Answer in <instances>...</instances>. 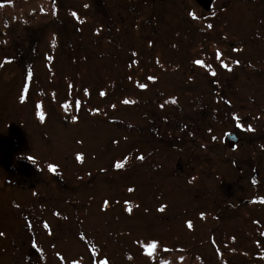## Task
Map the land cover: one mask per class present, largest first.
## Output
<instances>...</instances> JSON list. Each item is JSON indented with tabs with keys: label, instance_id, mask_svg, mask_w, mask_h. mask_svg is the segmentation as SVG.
I'll use <instances>...</instances> for the list:
<instances>
[{
	"label": "rangeland",
	"instance_id": "rangeland-1",
	"mask_svg": "<svg viewBox=\"0 0 264 264\" xmlns=\"http://www.w3.org/2000/svg\"><path fill=\"white\" fill-rule=\"evenodd\" d=\"M0 233V264H264V0L0 1Z\"/></svg>",
	"mask_w": 264,
	"mask_h": 264
},
{
	"label": "snow or ice",
	"instance_id": "snow-or-ice-1",
	"mask_svg": "<svg viewBox=\"0 0 264 264\" xmlns=\"http://www.w3.org/2000/svg\"><path fill=\"white\" fill-rule=\"evenodd\" d=\"M73 15H76V14L73 13ZM209 27H212V25H209ZM219 56H220V53L218 52V53H217V57L219 58ZM195 63H196V64H202V61L197 60V61H195ZM237 63H238V61H237ZM225 67H227V66L225 65ZM149 79L151 80V79H153V77H149ZM140 87H141V88H144L145 85L141 84ZM101 95L103 96L104 93L101 92ZM21 99H23V97H21ZM124 103L127 104V103H129V101L125 100ZM173 103H175V101H173ZM41 118L43 119V116H41ZM248 130H249V131L252 130L250 126H249V129H248ZM76 158H77V160H82V156H81L80 154H77V157H76ZM140 159H143V157H140ZM122 166H123V165H121V164H119V163L116 164V167H117V168H120V167H122ZM50 169L53 170V171L55 170L54 167H52V166H50ZM130 191H131V189H130ZM105 203H107V202H105ZM161 210H163V209H161ZM201 216H203V213H201ZM188 226H189V227H192L191 222H188ZM0 235H3V233H0ZM155 247H156V242H155V241H153L151 244H147V245H146V248L148 249V254H149V255L152 254V253H151V250L154 249ZM73 264H76V262L74 261ZM100 264H109V262H108V260L105 259V260L100 261Z\"/></svg>",
	"mask_w": 264,
	"mask_h": 264
},
{
	"label": "water",
	"instance_id": "water-1",
	"mask_svg": "<svg viewBox=\"0 0 264 264\" xmlns=\"http://www.w3.org/2000/svg\"><path fill=\"white\" fill-rule=\"evenodd\" d=\"M197 1L200 2L201 4L205 5L206 7H208L210 2H211V0H197ZM224 140L228 143L229 147L231 149H233L236 146L238 138H237V136L234 133H227L225 135V139Z\"/></svg>",
	"mask_w": 264,
	"mask_h": 264
},
{
	"label": "flooded vegetation",
	"instance_id": "flooded-vegetation-1",
	"mask_svg": "<svg viewBox=\"0 0 264 264\" xmlns=\"http://www.w3.org/2000/svg\"><path fill=\"white\" fill-rule=\"evenodd\" d=\"M0 1H3V2H5V1H8V0H0Z\"/></svg>",
	"mask_w": 264,
	"mask_h": 264
}]
</instances>
